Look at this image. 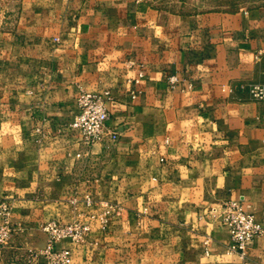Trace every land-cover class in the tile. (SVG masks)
I'll return each instance as SVG.
<instances>
[{"label": "crops", "instance_id": "obj_1", "mask_svg": "<svg viewBox=\"0 0 264 264\" xmlns=\"http://www.w3.org/2000/svg\"><path fill=\"white\" fill-rule=\"evenodd\" d=\"M252 82L264 0H0V198L16 225L0 264H38L51 219L90 226L55 242L71 264H264V237L242 259L218 215L237 200L264 222ZM104 89L118 136L86 144L77 96Z\"/></svg>", "mask_w": 264, "mask_h": 264}, {"label": "built area", "instance_id": "obj_2", "mask_svg": "<svg viewBox=\"0 0 264 264\" xmlns=\"http://www.w3.org/2000/svg\"><path fill=\"white\" fill-rule=\"evenodd\" d=\"M153 1V0H149ZM176 78H168L169 85L173 86ZM251 99L264 102V83L252 82L241 84ZM111 99L109 90L99 92H87L81 90L77 96V113L71 126L79 130L82 140L86 144H92L103 137L116 140L118 132L106 125L108 111L106 102ZM87 202L90 201L88 197ZM11 204L6 199L0 198V245L6 242L16 230V225L11 220ZM219 218L229 231V243L227 250L237 254L240 258H246L252 241L258 237H264V222H259L254 215L245 210L237 200L224 201L220 205ZM40 229L47 236V243L41 251L44 264H71V247L55 248V242L68 240L70 244L81 242L90 226L88 223L70 222L62 223L55 219L44 221ZM209 238L203 239L204 252L207 253Z\"/></svg>", "mask_w": 264, "mask_h": 264}, {"label": "rangeland", "instance_id": "obj_3", "mask_svg": "<svg viewBox=\"0 0 264 264\" xmlns=\"http://www.w3.org/2000/svg\"><path fill=\"white\" fill-rule=\"evenodd\" d=\"M10 239H11V237L6 242L2 243L0 245V249L5 248L6 246H8V244L10 242ZM42 249H37V250H34V251L30 252L31 255H30L29 258H31V257H36V259L40 258L41 261L38 262V264H44V259H43L42 255H41ZM9 262H11V260H9ZM11 263H14V262H11Z\"/></svg>", "mask_w": 264, "mask_h": 264}]
</instances>
